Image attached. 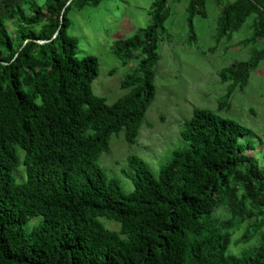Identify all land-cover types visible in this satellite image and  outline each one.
<instances>
[{"label":"trees","instance_id":"1","mask_svg":"<svg viewBox=\"0 0 264 264\" xmlns=\"http://www.w3.org/2000/svg\"><path fill=\"white\" fill-rule=\"evenodd\" d=\"M100 1L0 0V264H264V166L245 154L252 141H239L249 127L194 107L179 128L186 146L157 174L128 155L130 192L96 164L112 135L136 139L170 14L167 0H154L149 23L113 42L122 64L136 65L121 80L127 91L109 103L92 91L98 59L77 58L79 41L68 31L72 8ZM212 1L216 41L247 20L250 33L238 44L264 39V0ZM205 4L187 0L189 42ZM263 58L264 46L220 69L226 89L217 111L229 109ZM35 216L42 221L24 227Z\"/></svg>","mask_w":264,"mask_h":264},{"label":"rangeland","instance_id":"2","mask_svg":"<svg viewBox=\"0 0 264 264\" xmlns=\"http://www.w3.org/2000/svg\"><path fill=\"white\" fill-rule=\"evenodd\" d=\"M153 1L101 0L97 5L72 8L68 12L69 34L79 41L76 57L91 54L98 59L99 72L92 81V91L104 96L109 103L127 91L121 88V80L136 65L135 60L122 64L113 53L112 44L117 39L131 37L149 23L148 12ZM186 3L187 0H167L170 14L164 27L169 37H160L157 41L159 60L154 74L155 96L134 143L126 142L122 133L112 135L109 149L96 161L106 176L116 178L124 192L133 189L130 179L133 170L128 155L141 157L149 170L157 174L160 166L170 159L173 149L186 146L179 128L191 116L194 107L213 110L249 127L250 133L239 137V141L251 140L254 148L246 149L245 154L264 166V58L250 72L245 87L234 90L229 109L217 111L218 98L226 89L218 72L234 60L249 58L252 50L264 46V39L246 46L238 44L250 33L247 20L229 39L223 37L216 41L219 8L212 0H206V16H194L195 38L189 42ZM7 28L9 32L13 30L9 23ZM14 173L20 179L23 177L22 168H14ZM99 220L114 230L120 226L105 216ZM41 221L42 216H35L24 227L30 229ZM242 246H233L230 252L237 253Z\"/></svg>","mask_w":264,"mask_h":264}]
</instances>
